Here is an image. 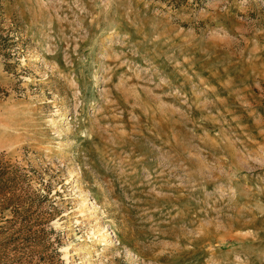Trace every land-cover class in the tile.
<instances>
[{
	"label": "rangeland",
	"instance_id": "374dc122",
	"mask_svg": "<svg viewBox=\"0 0 264 264\" xmlns=\"http://www.w3.org/2000/svg\"><path fill=\"white\" fill-rule=\"evenodd\" d=\"M0 264H264V0H0Z\"/></svg>",
	"mask_w": 264,
	"mask_h": 264
}]
</instances>
